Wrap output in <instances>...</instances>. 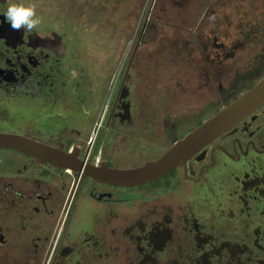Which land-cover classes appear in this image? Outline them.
Masks as SVG:
<instances>
[{"label": "flooded vegetation", "instance_id": "1", "mask_svg": "<svg viewBox=\"0 0 264 264\" xmlns=\"http://www.w3.org/2000/svg\"><path fill=\"white\" fill-rule=\"evenodd\" d=\"M12 2L32 4L0 0V132L72 153L76 169L0 148V264H264V105L160 178L118 185L87 172L158 159L263 78L264 0H167L150 11V33L163 22L165 42L204 56L198 73L170 51L149 53L160 71L149 78L172 97L211 96L218 70L256 82L227 103L149 107V118L129 82L138 76L111 89L66 30H12Z\"/></svg>", "mask_w": 264, "mask_h": 264}, {"label": "rangeland", "instance_id": "2", "mask_svg": "<svg viewBox=\"0 0 264 264\" xmlns=\"http://www.w3.org/2000/svg\"><path fill=\"white\" fill-rule=\"evenodd\" d=\"M30 1L36 5L37 15L41 17L40 26L66 30L74 42L86 43V54L93 64L92 75L95 78L110 76L111 89L114 88L111 85L113 78V84H116L130 73H136L135 76L140 78L136 80V87L133 86L135 80L132 77L129 82L134 88L135 103L142 107L145 118H149V107L181 105L180 111L195 113V110H200L209 103L211 98H217L219 104L227 103L248 85L256 82L253 79L248 84H242L236 81L239 75L234 72L229 71L228 75L222 76L218 70L220 79L217 82H221V87L217 84V90H212L211 96H205L200 89L198 92L188 93L186 97H172L167 81L151 80L149 75L153 74L154 69L149 65V53H155V50L170 51L174 57L185 62L183 64L186 68L198 73L204 71L201 61L204 56L195 44H183L177 39L173 41V36L170 39L173 42H165L167 35L163 37L161 33L163 22L157 21L160 28L149 32L150 11L153 9L159 14L167 0ZM139 56L147 58L142 61Z\"/></svg>", "mask_w": 264, "mask_h": 264}, {"label": "water", "instance_id": "3", "mask_svg": "<svg viewBox=\"0 0 264 264\" xmlns=\"http://www.w3.org/2000/svg\"><path fill=\"white\" fill-rule=\"evenodd\" d=\"M264 105V77L254 86L222 107L201 125L177 141L156 160L128 169H90L94 178L118 185H139L157 179L211 143L221 133L230 130L242 119L250 116ZM0 148L13 149L33 156L40 162H50L58 167L76 169L72 153L20 134L0 132Z\"/></svg>", "mask_w": 264, "mask_h": 264}, {"label": "clouds", "instance_id": "4", "mask_svg": "<svg viewBox=\"0 0 264 264\" xmlns=\"http://www.w3.org/2000/svg\"><path fill=\"white\" fill-rule=\"evenodd\" d=\"M5 18L14 31L31 32L42 22L41 17L37 15L36 5L23 2L10 3L6 9Z\"/></svg>", "mask_w": 264, "mask_h": 264}, {"label": "trees", "instance_id": "5", "mask_svg": "<svg viewBox=\"0 0 264 264\" xmlns=\"http://www.w3.org/2000/svg\"><path fill=\"white\" fill-rule=\"evenodd\" d=\"M138 58H140V60H142V61H145V59L147 58H144L143 56H139ZM137 58V59H138ZM163 64L164 65H166V63L163 61ZM163 64H156V65H158L159 66V68H160V70L161 71H163L162 69H163V67H164V65ZM132 66V65H131ZM153 69H154V72L153 73H155V72H160L158 69H155V66H153V65H150ZM133 74H135L136 75V73H134L133 72ZM151 75H149V77H150ZM138 79L140 80V78L138 77ZM159 80H161V79H159Z\"/></svg>", "mask_w": 264, "mask_h": 264}, {"label": "built area", "instance_id": "6", "mask_svg": "<svg viewBox=\"0 0 264 264\" xmlns=\"http://www.w3.org/2000/svg\"><path fill=\"white\" fill-rule=\"evenodd\" d=\"M114 80H115V78H113V80H112V82H111V85H114V86H115V84H113V83H114Z\"/></svg>", "mask_w": 264, "mask_h": 264}]
</instances>
